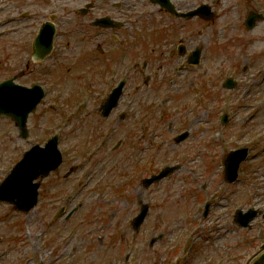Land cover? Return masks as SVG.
Masks as SVG:
<instances>
[{"label":"rangeland","instance_id":"374dc122","mask_svg":"<svg viewBox=\"0 0 264 264\" xmlns=\"http://www.w3.org/2000/svg\"><path fill=\"white\" fill-rule=\"evenodd\" d=\"M87 1H61L60 26L64 23L65 47L59 49L61 54L54 64L63 72L48 73L49 93L40 111L30 120L28 140L13 130L9 132L8 121L0 120L3 129L0 181L25 149L34 143H44L60 127L63 128L60 147L68 153L62 169L44 179L40 201L33 210L23 213L8 203H0V264L42 261L47 264H246L249 254L258 253L251 263L262 252L259 248L264 242V218L257 217L248 229L238 228L232 222L236 208H264V22L251 31L245 29L242 18L249 0H208L219 15L203 23L192 20L191 41L183 25L176 24V42L191 45L199 41L205 47L198 67L181 68L183 59L164 51L168 41L161 40L154 51L150 47L139 50V41L147 37L139 35L137 24L149 28L147 32L154 38L159 36L155 32L164 29H154L156 20L165 23L164 18L171 20L165 13L154 10V6L144 5L146 0L126 2L123 8L128 17L123 9H112L113 16L122 15L131 21L123 29L128 33L122 38L121 49L105 52L104 56L93 50V43L67 44L69 40L76 42V31L86 32L82 38L91 39L87 33L88 19L105 12V4L97 2L94 14L78 19L87 24L79 23L76 28V19L72 21L79 15L76 9ZM251 2L259 8L262 6L260 0ZM111 42L112 47L118 44L112 39ZM159 53L164 54L167 71L159 72L157 78L154 76L157 67L139 73L144 61L151 60L147 57L155 60ZM245 64L247 71L242 70ZM147 75L149 80L154 76L160 97L159 105L154 102L155 112L148 109L151 106L148 100L139 102V86L145 83ZM104 76L107 83L129 78L119 109L105 119L99 115L101 99L93 100L95 90L100 89L96 85L93 92L83 95L84 99L90 97L89 108H83L87 112L77 114L80 116L76 120L68 118L69 112L76 111L73 107L84 105L86 100L82 96L80 102L71 100L67 105L62 97L69 94L67 100L72 89L76 90L90 78L100 83L97 78ZM228 76L238 80V88L223 87ZM199 86H203L201 94L197 93ZM139 108L143 117L140 126ZM121 110L130 115L128 125L127 120H119ZM41 111L47 123L45 130L40 129ZM224 112L229 114L225 125L220 121ZM140 127L147 136L154 137L155 143L139 152ZM186 129L191 131L190 137L176 145L174 136ZM100 134L108 139L104 148L96 150V145L104 139L98 140ZM116 142H120V148L114 150L112 145ZM244 145L250 148L249 157L241 165L238 181L227 184L223 179L222 158L229 150ZM79 148L81 153L76 158ZM178 162L183 165L179 171L147 189L141 187L142 177ZM74 163L80 169L65 179L64 173ZM103 176L106 185L98 189L95 181ZM119 181L120 187L115 188L114 183ZM74 184L78 187L76 198L72 203L68 200L66 206L71 208L80 202L82 206L69 221L54 220L66 201L56 199V192ZM141 200L149 202L151 208L136 233L131 228V219L138 212ZM208 200L212 207L208 216L203 217ZM159 234L163 237L150 246V240Z\"/></svg>","mask_w":264,"mask_h":264},{"label":"flooded vegetation","instance_id":"af4514ba","mask_svg":"<svg viewBox=\"0 0 264 264\" xmlns=\"http://www.w3.org/2000/svg\"><path fill=\"white\" fill-rule=\"evenodd\" d=\"M62 0H0V83L4 82L6 80H9L10 85V91L13 95H8L6 97V101L9 102H25L28 99H30L31 96L37 95L39 92L37 86H41L44 88L45 92L47 91V85H48V73L50 71L57 72L60 71V68L57 67L54 62H57V56L61 54V51L59 49L64 48L65 44L63 39V24L60 26L62 19L60 16V11L63 9V3ZM129 0H88L85 2L84 5H81L77 7V13L79 14L78 17H74L72 21L74 22L76 19V28H78V24L81 23L83 25H86L87 23L83 22V20L78 19H86L87 15H92L95 13V8L97 6V2H103L105 4L104 10L105 12L99 13L97 16L94 15L93 17H90L88 19V27H87V33L91 36V39L82 38L83 35L86 32H75V40H69L66 41L67 44L70 43H93L94 49L99 51L102 55H106L105 52H109L110 50H118L121 49L122 44V38L125 34L128 32H123V29L126 28L128 21L127 18H124L122 15H112V9H123V12L126 17H128L127 13L125 12V9L123 8L124 5H126ZM170 0L171 3L174 4L175 8L179 11L188 12L191 11V9L201 3H206L208 0H203L202 2L197 3L196 5L192 6L191 0ZM160 2V0H159ZM217 2V0H216ZM261 2V8L259 11L264 13V2L263 0H260ZM161 3V2H160ZM249 6L246 9V15L242 18L243 26L247 31L253 30L255 27H257L260 23L259 22L253 29L249 30L245 26V18L249 12L250 9H256V6L253 5L251 0L248 2ZM144 5L153 7L154 10H159L162 13H165L171 20L168 21V18H164L165 22H160L159 20H156V23L153 25L154 29L158 27H164L162 31L155 32L156 34L159 33V36L151 38V33L147 32L149 28H143L142 25V32L139 34L142 36L143 34H146L147 39H142L139 41V50H143L146 48H149L151 51H154L156 49V45L160 43L161 40L168 41V43L165 44V53L173 52L175 54V57L178 55L183 59V63L181 64V68L188 67V66H195L198 67V65L191 64L192 61V53L193 51L196 52L198 48L199 50H202L201 60L203 57V51H204V45L201 44L199 41H196L195 43L191 42V45L186 44L183 41L176 42L175 40V30L177 28V23L179 25H183V31L187 33L189 40L191 41L192 37V20H198L199 23L208 22L200 17L192 18H184V17H177L174 13L168 11L165 7H163L162 4H156L152 0H148V3H145ZM212 9L216 12V17H218V12L215 9L214 4L212 3ZM48 7L50 9L48 10ZM129 9H127V12ZM264 15V14H263ZM106 16H111L115 21L122 22V27L120 28H111V27H102L100 25L96 24V21L99 18H103ZM151 20V18H150ZM141 21V20H140ZM139 21V23H140ZM264 22V20H263ZM50 25V28L55 29L54 33V41L53 46L49 54H47L48 49V43L47 38L44 39L42 37V34L40 35V32L44 25L48 26ZM149 27V25H147ZM60 30L62 33H60ZM70 30V26H69ZM68 30V31H69ZM76 30V29H75ZM47 34V31H46ZM40 35V37H39ZM116 39V42L118 44L115 45V47H112L111 39ZM121 38V39H120ZM98 40V41H97ZM156 40V42L154 41ZM63 41V42H62ZM81 41V42H80ZM155 45H154V42ZM188 45V46H187ZM184 53V56H181L180 54ZM164 54L159 53L155 60L149 56L147 58H151V60L146 59L144 61V67H142V70L139 68L140 71H146L148 67H157L159 70L154 73V76L157 78L159 75V72L161 71H167L166 65L164 63V58H162ZM105 59L103 62H105ZM52 61V63H50ZM201 63V62H200ZM234 62H232L233 64ZM107 64H110L108 62ZM237 65V64H236ZM248 64L244 65V68H246ZM162 68V70H160ZM243 68V69H244ZM92 71V69H91ZM2 73V74H1ZM107 74V72H106ZM91 75H95L94 71ZM152 76L151 80H149L148 75L146 76V79L144 80L145 83H142L139 86V102L142 103V101L145 100H153V97L158 96V92L156 90L155 85V78ZM80 77V76H79ZM148 77V78H147ZM93 78H90L88 81L91 88L96 87L98 85L100 89L95 90L93 95V100L95 99H101V102L98 104L101 105V103L105 100L107 95L111 92L113 87L116 85V82H110L107 83L106 76L97 78L99 79L100 83H94L92 81ZM34 87V89H32ZM203 86L200 88V91H202ZM94 91V89H93ZM45 98V97H44ZM42 99V102L44 100ZM42 102L39 104L36 112L30 113L27 117V128L31 129L30 120L32 117L37 114L41 107ZM97 112L100 114L99 108ZM141 111H139V126L143 123V117L140 116ZM176 114V113H174ZM173 114V115H174ZM102 117V116H101ZM0 119H4L5 121H8L7 123V129L9 132L12 130L20 135L19 128L17 125L18 122L14 118L10 117H2ZM105 119V118H104ZM40 122H41V130H45L47 127V123L43 118V114L41 111L40 116ZM173 125V123H172ZM141 135L139 137V151H143L155 143L154 137L149 134V136L146 135L145 130H140ZM163 143V142H162ZM61 187H59L60 189ZM67 191H61V197H64V194ZM59 193V194H60ZM74 198V192L73 190L70 191V193L66 197V201L64 206L68 205L67 201L71 200V203L73 202Z\"/></svg>","mask_w":264,"mask_h":264},{"label":"water","instance_id":"95a60500","mask_svg":"<svg viewBox=\"0 0 264 264\" xmlns=\"http://www.w3.org/2000/svg\"><path fill=\"white\" fill-rule=\"evenodd\" d=\"M168 6V5H167ZM204 15H208L209 6L203 5L200 9ZM180 13H177V15ZM195 12H189L187 14H181L183 16H193ZM256 19H262V17L250 15L247 19V24L249 28H252L256 24ZM104 20H101L103 23ZM45 34V33H44ZM52 33L47 34L48 49L51 47ZM199 56V51L196 52V58ZM198 58L195 59V62ZM121 83L117 88H115L108 96L105 103L102 105L103 115H108L113 107L118 105L119 97L122 93ZM231 87L232 84H229ZM1 89V88H0ZM35 100V99H34ZM34 100L32 103L34 104ZM38 100V99H37ZM6 106L5 103H0V107ZM35 106V105H34ZM3 111L0 108V113ZM228 115H223L222 122L227 123ZM189 136V132L185 131L176 138V142L179 143ZM248 155V148L241 147L236 150H231L223 158L224 165V179L226 182H234L237 179L239 173V167L243 160L246 159ZM62 161V154L58 149V136H53L46 144L42 147L40 145L33 146L28 150L23 158L14 166L11 172L6 176V178L0 183V201H6L15 204L18 210L29 211L38 202V188L40 182H35L39 177H46L52 170H55ZM181 168L180 164L168 165L161 169L160 172L152 174L149 177L142 179V186L144 188H149L152 184L161 181L163 178L168 177L170 174ZM210 204L206 205L205 215L209 211ZM150 205L149 203H141V209L138 215L133 220V228L136 231L141 229L143 222L145 221L149 213ZM258 211L256 209H249L244 212L243 210H238L235 216V222L241 226H249V223L257 215ZM162 235L154 237L151 240V245H153ZM264 247V245H263ZM264 261V255L255 262L254 264H262Z\"/></svg>","mask_w":264,"mask_h":264}]
</instances>
